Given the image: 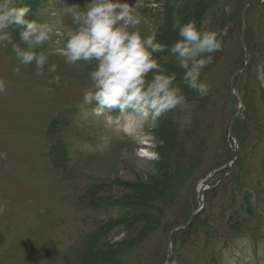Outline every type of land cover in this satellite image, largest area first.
I'll return each mask as SVG.
<instances>
[{"label":"rangeland","instance_id":"1","mask_svg":"<svg viewBox=\"0 0 264 264\" xmlns=\"http://www.w3.org/2000/svg\"><path fill=\"white\" fill-rule=\"evenodd\" d=\"M132 1L142 36L155 33L170 46L178 39L174 26L188 20L217 33L222 50L201 74L208 94L200 96L181 83L174 57L156 54L164 57L160 62L167 71L179 74L186 104L164 114L143 140L125 137L115 119L104 120L94 113L95 105L81 101L96 62H64L67 37L57 35L63 32L55 27L63 22L72 27L66 17L76 0L57 2L55 12L50 10L57 19L31 0L23 3L26 18L46 26L51 38L34 49L48 57L43 76L36 75L34 61L20 64L12 43L0 46L5 85L0 93V264H163L170 225L187 218L194 222L176 232L171 264H225L226 255L236 264H264V2L251 0L247 10L245 40L253 60L237 82L245 108L233 124L240 154L230 176L212 187L227 172L222 167L233 164L226 139L227 87L232 69L244 60L239 20L245 0H207L206 9L200 3L193 15L191 7L183 14V0ZM86 3L74 9L84 10ZM21 30L9 29L12 42L26 49ZM53 63L56 71L49 73ZM189 114L191 122L185 123ZM54 118L70 125H58ZM143 120L126 122L125 129L139 135ZM77 135L88 137L78 141ZM148 143L156 145L158 161L140 154ZM201 183L206 189L199 209ZM115 203L126 205L127 212L104 224L111 213L107 206ZM86 243L90 248L82 256Z\"/></svg>","mask_w":264,"mask_h":264},{"label":"clouds","instance_id":"2","mask_svg":"<svg viewBox=\"0 0 264 264\" xmlns=\"http://www.w3.org/2000/svg\"><path fill=\"white\" fill-rule=\"evenodd\" d=\"M18 3L19 0H0V46L12 43L20 64L27 66L34 61L36 75L43 76L48 57L34 49L50 40L49 31L27 19L28 7L17 6ZM71 16L75 29L57 35L67 37L63 47L66 64L96 62L89 73L91 87L83 94L85 104L95 105L96 115L131 110L154 124L164 114L185 105L186 97L177 83L179 74L167 71L160 62L164 57L156 55L165 52L175 58L182 70L181 83L200 96L208 94L209 85L201 74L213 63V54L222 50L215 31H201L195 20L177 22L174 30L178 39L169 46L158 41L155 33L141 35L137 29L140 18L127 0H88L84 10H73ZM13 26L22 27L19 40L27 45L26 49L12 42L9 29ZM47 71L54 73L56 64H51ZM54 80L58 82L59 76ZM4 91V82L0 80V93ZM184 122H191L190 114ZM155 147L148 143L140 154L158 161L159 153L152 150ZM225 264H236V260L226 255Z\"/></svg>","mask_w":264,"mask_h":264},{"label":"trees","instance_id":"3","mask_svg":"<svg viewBox=\"0 0 264 264\" xmlns=\"http://www.w3.org/2000/svg\"><path fill=\"white\" fill-rule=\"evenodd\" d=\"M200 3H202L201 6H200L201 9H206L207 5H209V1H207V0H187L183 4V7L182 8L186 11V9H185L186 7L187 8L188 7H191L192 9L189 12H191V14L193 15V14L197 13L199 10H201V9H196V7H198L197 5L200 4ZM189 12L188 13H185V15L186 16H190V13ZM193 222H194V220H193ZM184 230H186V228L183 229V230H181V231H184ZM89 248H90V246H89L88 243L84 244V249L82 251V256H84V255H86L88 253Z\"/></svg>","mask_w":264,"mask_h":264},{"label":"water","instance_id":"4","mask_svg":"<svg viewBox=\"0 0 264 264\" xmlns=\"http://www.w3.org/2000/svg\"><path fill=\"white\" fill-rule=\"evenodd\" d=\"M247 4H248V1L246 2L245 6L243 7V10H242V13H241V21H242V24H241V40H242V46H243V53H244V56H245V66L249 63V60H250V53H249V51H248V49L246 47V44L244 42V39H243V35H244L243 33H244V27H245V8H246ZM242 70H243V68L239 69L238 72L242 71ZM235 73L236 72H234V74ZM231 85H232V82H231ZM238 107H239V104H235V113H234L233 117L231 118V120L229 122V132L230 133H231L230 126H231L233 118L235 117V115L237 113ZM234 153H236V150H234Z\"/></svg>","mask_w":264,"mask_h":264}]
</instances>
